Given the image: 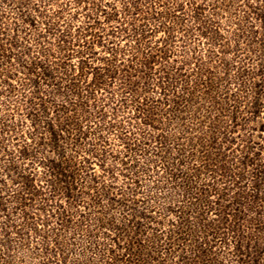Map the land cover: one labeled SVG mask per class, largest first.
Listing matches in <instances>:
<instances>
[{
    "label": "rangeland",
    "instance_id": "374dc122",
    "mask_svg": "<svg viewBox=\"0 0 264 264\" xmlns=\"http://www.w3.org/2000/svg\"><path fill=\"white\" fill-rule=\"evenodd\" d=\"M0 264H264V0H0Z\"/></svg>",
    "mask_w": 264,
    "mask_h": 264
}]
</instances>
